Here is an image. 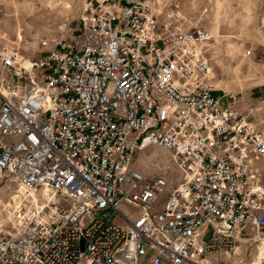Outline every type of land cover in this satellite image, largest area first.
Instances as JSON below:
<instances>
[{
  "label": "built area",
  "instance_id": "obj_1",
  "mask_svg": "<svg viewBox=\"0 0 264 264\" xmlns=\"http://www.w3.org/2000/svg\"><path fill=\"white\" fill-rule=\"evenodd\" d=\"M184 15L84 0L38 55L0 45V264H264V129ZM148 145L174 172L133 166Z\"/></svg>",
  "mask_w": 264,
  "mask_h": 264
},
{
  "label": "rangeland",
  "instance_id": "obj_2",
  "mask_svg": "<svg viewBox=\"0 0 264 264\" xmlns=\"http://www.w3.org/2000/svg\"><path fill=\"white\" fill-rule=\"evenodd\" d=\"M180 0L184 20L206 25L207 47L215 93L250 112L264 129V5L254 0ZM84 0H0V45L17 47L22 55H38L39 41L60 33L63 21L76 22ZM209 6L202 14V9ZM207 6V7H208ZM252 49L248 53V49ZM133 166L146 174L174 172L167 150L148 145L135 154ZM14 183L0 171V203ZM0 205V221L5 214ZM147 259L143 260V264Z\"/></svg>",
  "mask_w": 264,
  "mask_h": 264
},
{
  "label": "crops",
  "instance_id": "obj_3",
  "mask_svg": "<svg viewBox=\"0 0 264 264\" xmlns=\"http://www.w3.org/2000/svg\"><path fill=\"white\" fill-rule=\"evenodd\" d=\"M253 1H254V0H251V1H249V3H247V4H249V5L252 6V4L254 3ZM258 1H259L262 5H264V0H258ZM207 6H208V4H207ZM207 6H206L205 8L202 9V14L205 13V12L208 10L209 6H208V7H207ZM211 34H212V33H211Z\"/></svg>",
  "mask_w": 264,
  "mask_h": 264
}]
</instances>
